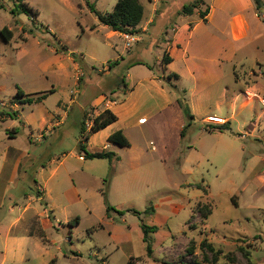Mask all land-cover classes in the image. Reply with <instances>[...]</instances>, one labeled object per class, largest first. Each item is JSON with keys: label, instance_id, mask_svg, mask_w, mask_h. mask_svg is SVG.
<instances>
[{"label": "rangeland", "instance_id": "obj_1", "mask_svg": "<svg viewBox=\"0 0 264 264\" xmlns=\"http://www.w3.org/2000/svg\"><path fill=\"white\" fill-rule=\"evenodd\" d=\"M116 1L25 0L32 10L25 8L14 14L18 0H0V156L5 152L12 157L0 174V229L5 230L23 208H28L15 229L20 234H24V228L37 233L42 228L38 216L49 214L43 211L45 199L58 220L43 222L47 241L25 235L19 243L9 241L4 252V240L0 238V264H136L134 260L140 264H232L231 259L234 264H247L245 252L250 253L252 262L264 264V127L258 137L251 134L237 138L238 149L243 146L241 154L235 152L230 141L222 146L213 142V153L203 157L205 152L201 155L188 145L193 144L189 136L194 132L198 135H194L196 140L207 135L200 131L205 124L202 119H189L184 113L187 135L170 157L149 150L138 169L130 167L122 151L121 161L94 158L82 164L79 160L82 122L86 120L92 125L84 115L102 104L94 103L100 93L120 94L117 90L122 86L120 78L126 64L110 69L109 63L117 58L114 52H121L125 44L132 45L131 53L124 52L126 57L144 60L156 73L163 72L157 63V58L163 56L158 39L160 42L162 35L168 36L162 13L148 32L141 34L143 39L139 42H135L133 35L134 40L125 33L110 38L105 29H96L98 19L91 7L106 13ZM140 1L147 10L151 7L150 1ZM152 1L168 7L172 17L195 0ZM200 7L206 8L203 4ZM174 21L175 18L171 24ZM4 28L11 32L9 41L1 32ZM113 42L120 46L119 51L111 46ZM63 45L67 46L65 51ZM258 52L256 47L249 46L244 55L252 60ZM72 53H76V60ZM97 69H101L99 73ZM52 88L55 91L38 103L24 104L17 96L18 89L35 93ZM58 107L59 111H55ZM8 111H16L20 116L10 118L4 114ZM50 113L62 121L51 133L47 131ZM249 122L237 116L233 128L248 133ZM21 152L27 155L22 156L17 175L13 176L12 160ZM65 156V164L45 184L49 172L45 166L52 159ZM198 183L208 189V194L197 187ZM38 185L42 190L50 189L51 196L45 192L43 199ZM197 194L199 200L195 198ZM197 201L212 203V213L207 218L202 219L194 211ZM108 205L116 209L110 216ZM176 206L178 210L174 211ZM148 207L159 214L158 233L149 240L150 256L146 243L137 237L143 233L142 223L146 224L154 214L143 213ZM76 217L79 223L69 224ZM137 223L141 230L138 233ZM111 232L120 237L132 232L134 241L123 243ZM184 237L192 238L185 247ZM205 238L220 253L201 249ZM175 244L181 252L178 259L163 263L175 259L162 247L172 248ZM17 248L27 252L28 261H12L19 252ZM132 250L134 255L129 253Z\"/></svg>", "mask_w": 264, "mask_h": 264}, {"label": "crops", "instance_id": "obj_2", "mask_svg": "<svg viewBox=\"0 0 264 264\" xmlns=\"http://www.w3.org/2000/svg\"><path fill=\"white\" fill-rule=\"evenodd\" d=\"M148 1L152 3L151 7L147 10L142 4L144 7L143 19L136 31L130 34L136 37L135 42H139L143 39L141 34L148 32L149 27L156 23L159 16H164L162 19L165 21L164 29L168 36L162 35L164 39L162 40L161 37L160 42L158 39V44L161 51L160 55L167 51L171 61L165 65L162 63L163 56L157 58V63L163 68V72L160 74L156 73L153 66L148 62L133 59L130 56L129 59L125 56V51L131 53L132 45L127 47L125 44L121 52L118 54L114 52V57L117 58L111 62H115V65L118 66L126 64V71L120 78L122 86L117 90L120 91V94L116 95L113 91L110 92L113 95L100 93L94 103L102 104L94 107L86 116L93 124V119L108 109L117 116V119L99 131L90 134L88 132L92 125L90 122H86V134L88 136L83 142L85 149L88 152L113 151L116 154V158L113 160L117 159L118 161L123 159L122 151L127 155L130 167L135 169L140 167L142 159L149 154V150L158 152L163 157L172 156L177 149H180L187 135V119L178 101L179 93L183 92L194 117L202 119L205 124L200 131L207 134L197 140L193 139L196 138L194 135L197 132L191 134L189 141L193 144H189L188 148L196 149L201 155L205 152L204 157L213 153V142L217 146H222V144L226 145L230 141L235 152L241 154L243 146L241 150L238 149L237 138L251 134L258 137L257 133L261 132V128L264 127V107L259 101V97H264V4L258 9L254 0H204L203 6L209 7V10L202 18L200 12L205 11L206 8H200L191 15L180 14V8L173 15L176 17H171L167 12L168 7H160L157 5L158 2ZM173 18L176 21L171 24ZM98 28L105 29L110 38L124 35V33L115 31L97 20L96 29ZM111 46H115L116 50L119 51L120 46L117 43L113 42ZM249 46H254L259 51L252 60H248L249 58L244 55L246 47ZM63 53L65 52L63 51ZM81 55L84 59V54L81 53ZM108 67L112 68L109 65ZM99 70L101 69H97L98 73ZM173 86H176L178 91ZM55 111H59V107ZM19 116L17 114V118ZM210 116L220 117L223 122H209L207 119ZM237 116L241 119H249L250 122L246 128L248 133L234 130L233 122ZM56 117L55 114H49V118H51L47 129L49 133L53 132L56 126L62 124V121ZM213 120L220 121L215 118ZM226 122L230 123L231 130L220 131L216 129L217 126ZM11 129L8 128L9 131ZM116 131L123 132L129 139V146H120L109 141V137ZM183 131L184 134H182ZM22 153H16L17 155L12 160L13 176L17 175L16 170L21 164L22 158L27 155V153ZM9 158L12 157L5 152L0 156V174L5 164L9 163ZM66 158L67 156L63 159H52L49 165L45 166V169L46 167L49 168L45 184L57 175L61 166L65 164ZM78 158L82 164L92 160L84 158V153L80 150ZM38 187L43 194V199L45 192L51 196L50 189L46 187L45 190H42L40 185ZM198 195L195 198L198 199ZM26 196L29 197L28 200H31L30 195L26 194ZM44 202L46 208L44 207L43 211L44 213L49 212V214L40 213V216L37 215V220L45 233V238L42 239L47 241L43 222L45 220L57 222L58 220L51 213L53 212L52 207L48 206L49 203L46 199ZM190 204L193 207L191 202ZM52 206H55V203H52ZM27 209L23 208L21 214L11 221L5 230L0 229V238L4 240V252L9 246V241L19 243L25 235L38 236L29 235L25 228L24 234H20L15 229L25 218L24 212ZM173 210L177 211V206ZM157 211L154 210V214L148 218L147 225L156 226L159 224ZM136 227L137 233L138 230L141 231L138 223ZM156 233H158L157 230L149 232V238H152ZM114 237L118 238L120 235L116 234ZM137 237L144 243V232ZM120 238L121 242L131 244L134 241V234L132 232L126 233ZM190 239L192 238L184 237V247L187 246ZM17 250L19 252L13 256L12 261L29 260L28 254L23 248H17ZM162 251H166L175 259L163 260V263L176 261L178 254H181L178 244L172 248L162 247ZM129 253L130 255L135 254L133 250ZM4 261L5 256L2 262ZM134 263L140 264L138 260H134ZM185 263L181 262V264Z\"/></svg>", "mask_w": 264, "mask_h": 264}, {"label": "trees", "instance_id": "obj_3", "mask_svg": "<svg viewBox=\"0 0 264 264\" xmlns=\"http://www.w3.org/2000/svg\"><path fill=\"white\" fill-rule=\"evenodd\" d=\"M257 8L260 9L263 6V0H254ZM204 3V0H195L194 2L184 5L182 7V9L180 10V14L182 15H191L193 14L196 10H200V6ZM32 10L28 4L25 2V0H18V3L16 4V7L13 11V13H18V12H22L25 11L26 9ZM209 10V7L206 8L205 11H201V17L204 18V16L207 14ZM91 11L95 14L96 18L98 19L99 23L104 24L108 27H110L111 29L121 32V33H133L136 31L137 26L140 24V22L143 19V15H144V7L142 5V3L140 2V0H117L116 4L113 8L112 11L110 12H106L103 13L99 10H97L96 8H94V6L91 7ZM2 34L5 36V39L7 41L10 40L11 38V32L7 29L4 28L2 29ZM63 49L64 51L67 49L66 45H63ZM74 59L76 60V53H72ZM171 61V57L169 56L167 51H164L163 54V58H162V63L163 64H168ZM115 62H110L109 66L113 67V65H115ZM151 68V66H150ZM176 77H178V75L175 74ZM173 88L175 90L178 91L176 86H173ZM55 90L54 88L46 90V91H40V92H35V93H25L23 90L18 89L17 90V96L18 98H21V102L26 104H32V103H38V102H42L43 100H45L48 95L50 93H53ZM183 92L179 93V104L181 105V107L183 108L184 113L186 114V116L189 119H193L194 115L191 113V110L188 106V104L185 101L184 96L182 95ZM8 117L10 118H16L17 116V112L16 111H8L6 113ZM84 118H86V114L84 115ZM117 119V116L111 112L110 110L106 109L104 110L101 114H99L98 116H96L93 119V124L88 132V134L90 133H95L97 131H99L100 129L108 126L109 124L113 123L115 120ZM216 129L220 130V131H226V130H231V125L229 122H226L220 126H217ZM88 134H86V120H84L82 122L81 125V134H80V140L78 143V147L79 150L81 152L84 153V158L86 159H94V158H103V159H108L110 161H112L114 158H116V154L113 151H107V150H103L100 152H88L85 147H84V140L85 138H87ZM184 134V131L183 133ZM109 141L118 144L120 146H129L130 142L129 139L123 134L122 131H116L114 132L110 137H109ZM108 179L105 180V182H107ZM107 187V186H105ZM102 188V193L103 196L105 197V201H106V188ZM197 187L202 189L205 194H208V189L202 184V183H198ZM38 193H40V191H38ZM116 211V209L110 205L107 206V214L110 216L111 211ZM154 209L152 207H148L143 213L144 214H150L153 213ZM194 211L199 213L201 218H207L211 213H212V203L209 201L206 202H202V201H198L196 202L195 206H194ZM135 212H137L135 210ZM120 214H123L122 211H119ZM74 223H79V217H76V219H74V221L69 224L73 225ZM101 226V225H100ZM142 229L144 232V242L146 243L147 246V253L150 256L152 254V246L149 242L150 238H149V232L151 231H156L157 230V226H149L145 223H142ZM29 235H38L40 238H45V233L43 231V229L41 228L37 233L33 232L32 229H30L29 231ZM207 248L209 250V252H211L212 254H218L220 253V251L215 250L214 246L212 245V243L210 241H208L207 238L203 239L201 242V249ZM245 256L247 258V264H256L254 262H252L250 260V253H246L245 252ZM231 263L234 264L233 259H231ZM186 264V263H185Z\"/></svg>", "mask_w": 264, "mask_h": 264}, {"label": "built area", "instance_id": "obj_4", "mask_svg": "<svg viewBox=\"0 0 264 264\" xmlns=\"http://www.w3.org/2000/svg\"><path fill=\"white\" fill-rule=\"evenodd\" d=\"M125 36H126L128 39H130V40L133 39V36H132L131 34H129V33H125ZM133 40H134V39H133ZM259 101H260L261 105L264 107V97H259ZM214 118H215V119H219L220 121L213 120ZM222 120H223V119L220 118V117H217V116H210L208 121H209V122H223Z\"/></svg>", "mask_w": 264, "mask_h": 264}]
</instances>
